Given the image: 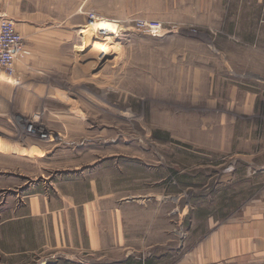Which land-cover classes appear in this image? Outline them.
I'll list each match as a JSON object with an SVG mask.
<instances>
[{"label":"rangeland","instance_id":"rangeland-1","mask_svg":"<svg viewBox=\"0 0 264 264\" xmlns=\"http://www.w3.org/2000/svg\"><path fill=\"white\" fill-rule=\"evenodd\" d=\"M59 3L0 68V264H264V0Z\"/></svg>","mask_w":264,"mask_h":264},{"label":"crops","instance_id":"crops-1","mask_svg":"<svg viewBox=\"0 0 264 264\" xmlns=\"http://www.w3.org/2000/svg\"><path fill=\"white\" fill-rule=\"evenodd\" d=\"M54 1L56 0H0V19L2 17L12 19L25 41V49L16 61L20 72H26L34 64L59 63L57 58L59 52L56 48H53L52 52L50 47L44 46L46 40H51V38L55 41L58 40L55 36H51L50 33L65 31V23H48L52 19L50 8L60 10V0H58L57 4L53 3L51 5V2ZM262 173H264V166L253 169L249 176L253 177ZM88 236L89 240H92L97 246L99 243L97 236Z\"/></svg>","mask_w":264,"mask_h":264},{"label":"built area","instance_id":"built-area-1","mask_svg":"<svg viewBox=\"0 0 264 264\" xmlns=\"http://www.w3.org/2000/svg\"><path fill=\"white\" fill-rule=\"evenodd\" d=\"M136 26L153 35L160 34L163 30L162 23L157 20L139 19ZM24 49V38L16 28L15 22L10 18L2 17L0 19V68L14 74L16 61Z\"/></svg>","mask_w":264,"mask_h":264},{"label":"bare ground","instance_id":"bare-ground-1","mask_svg":"<svg viewBox=\"0 0 264 264\" xmlns=\"http://www.w3.org/2000/svg\"><path fill=\"white\" fill-rule=\"evenodd\" d=\"M123 30V28H121V26L113 20L110 19H106V18H102L101 20H95L94 22H92V26H91V30L90 31H94L97 36L94 40V45L96 44V42H98L97 38L101 37L99 36L101 33L100 32H104L105 34L103 35H107L106 39H108V42L105 43V48H101L100 52L104 53V55L106 56L107 51L110 50L109 48L111 47V45H107L109 42L113 43V38L110 36L111 34H117L118 31ZM105 38L102 36V39ZM103 41V40H102ZM105 41V40H104ZM113 46V45H112ZM115 47V46H114ZM117 48V47H116ZM115 48V49H116ZM113 49V48H112ZM114 50V49H113ZM111 51V50H110ZM118 51V48L117 50ZM115 52V51H114ZM103 56V54H102ZM101 58V57H100Z\"/></svg>","mask_w":264,"mask_h":264}]
</instances>
